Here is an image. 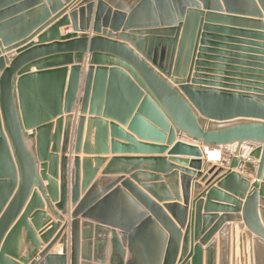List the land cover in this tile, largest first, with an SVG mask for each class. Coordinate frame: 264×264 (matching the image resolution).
Segmentation results:
<instances>
[{
	"label": "water",
	"instance_id": "water-1",
	"mask_svg": "<svg viewBox=\"0 0 264 264\" xmlns=\"http://www.w3.org/2000/svg\"><path fill=\"white\" fill-rule=\"evenodd\" d=\"M62 1L72 0H0V48L17 50L10 61L0 58V264H67L68 256L69 264H215L211 239L237 213L235 239L226 228L219 234L220 264L252 257L264 264V71L217 57L226 56L224 43L244 44L231 36L264 50V0H97L94 14L85 0L51 28L53 43L44 45V37L17 49ZM91 22L95 36L88 39ZM70 24L73 33L61 37L59 28ZM255 52L261 57L252 60L264 63V51ZM242 146L255 164L252 182L239 171ZM203 149L230 158L210 165ZM81 153L97 157L81 160ZM163 153L167 158L132 157ZM213 174L223 176L205 202L190 201L193 178ZM43 200L58 221L47 218V231L46 216L33 210H43ZM23 232L28 258L17 252ZM40 241L47 247L39 252ZM57 242L61 252L50 253Z\"/></svg>",
	"mask_w": 264,
	"mask_h": 264
},
{
	"label": "crops",
	"instance_id": "crops-1",
	"mask_svg": "<svg viewBox=\"0 0 264 264\" xmlns=\"http://www.w3.org/2000/svg\"><path fill=\"white\" fill-rule=\"evenodd\" d=\"M84 1L85 0H72L69 3H64V1H62V9L59 10L56 14H52L51 18L47 22H45L44 24L39 26L37 28V30H35L28 38H26V39L22 40L21 42L17 43L16 45H19V48H17V49H24L27 46H29V44H37L38 40L40 38H44V37H45L44 38V41H45L44 45H48L50 43H53V40H52L51 34H50L51 28L53 26H55L59 21H61L64 17L68 16L73 10L78 9L84 3ZM96 2H97V0H92V2H91V3L94 4L93 14H94ZM92 18H93V15H92ZM72 33H73V28H72L71 24L69 26H66V27H60L59 30H58V34L61 37H64L65 35H69V34H72ZM84 34L87 35L88 39H90L91 37L95 36V34L93 33V30H92V22L90 23L89 27L86 28ZM77 35L80 36L81 32H78ZM230 38L231 39L242 40V41H244V44L235 43V42H233V43L232 42L224 43L225 45H227L230 48L229 49H220V51H224L223 53H226L225 54L226 56H222L221 55V56H217V57H225V58H228V59L232 60L233 63L230 64L231 67H234V68L239 67V68H242L244 70H251V71H260V73H262V71H264V70L256 69V68H254V66H264V63L263 62H258L257 60H252V59H257L258 57H261L257 52L254 53V51H264V50L261 49V48H256L254 46L246 44L247 43L246 41H248L249 43H259V42L258 41H254V40H248V39H240V38H237L236 36H231ZM16 51H17L16 49H13V50H11L9 52H6V48H3V49L0 48V58H4V59L10 61L11 59H13L16 56ZM88 62H89V54H85L83 62L81 64V69H82L81 70V75L82 76L85 75V72H86L87 67H88ZM70 67H71V65L67 66L68 71H69ZM35 72H36V69L34 67H32L31 70H30V73H35ZM261 77H263V76H261ZM123 130L126 131L125 129H123ZM74 131H75V128H74V124H73L72 127H71L70 145H69L68 152L66 154V157L68 158V163H67V168H66V171H67V201H66L67 215L64 216L66 222H70V219H69L68 215L73 209V206L70 203V179H71V173L73 171V158L75 157L74 154H73V151H72V149H73V132ZM83 136L84 137L86 136V124H85V127H84ZM91 147L94 148V144H93L92 140H91ZM234 148H235V146H229L227 148V150L232 152L234 150ZM248 150L249 149H248L247 146H242L241 147V151L242 152L243 151L247 152ZM203 151H204V159H205L206 162H208V163L210 162L213 165H222V164H219V161H218L219 158L216 156L218 154V152H216V151H218V150H215V149H203ZM212 151H215V153L212 154L211 153ZM241 155H243V154H241ZM94 157H97V156L83 155V153H81L79 155V158L81 160L88 159V158L89 159H93ZM112 157L113 156L111 154L104 157L106 159V162L102 166L97 168V173H96L95 179L98 178V177H101L103 170L106 168L109 160ZM118 157H123V155H118ZM125 157H129V156H125ZM132 157H163V158H167V154L163 153L160 156H157V155H151V156L134 155ZM239 158L243 162L247 161V159H245V157H243V156H239ZM188 159L190 160L192 158H188ZM252 165H254V166H252L251 169H248V168H245L244 166H242L241 170H239L241 175L244 178L250 180L251 182L254 180V177H253L254 176V171L253 170L255 169L254 162L252 163ZM39 173H40V170H39ZM199 173H201L203 176H205L207 172L204 169H202L201 172H199ZM214 176H215L214 174L207 176V180L204 181V182H201V179L195 180V178H193V180L191 182V187H190V201L191 200H197V201L205 202V196L204 195H205L206 190L208 188H210L212 185H214L213 187H215V182L218 181V179H220L223 176V174H221L219 176H216V177H214ZM109 177H111L112 179H115V178H117L119 176L116 175V176H109ZM123 177H125L124 179H128V176H123ZM57 183L59 184V180H57ZM163 183H167V181H164ZM43 184H44V187L47 186V182L46 181H43ZM193 184H197L200 187V190L197 193H195V191L193 190ZM167 189L169 191V194L173 195V191L169 187H167ZM35 190L36 189H34L33 191H35ZM177 193H178L179 197H181V199H182V191H181L180 182H178ZM241 202L243 203V201H241ZM167 203H169V202H166V204ZM173 203H176V202H173ZM43 204H44V209L43 210H38L37 208H34L33 209L34 213L38 212V211H41V212L44 213V215L46 216L45 218H43L44 225L46 224V219L47 218L49 219V221L51 220L50 223H58V221L55 219V217L53 215H51L50 212L48 211V209L46 208L44 200H43ZM180 204L182 205V202ZM51 205H52V207H54L55 204L51 203ZM200 213H201V215L205 214L204 204L201 206V212ZM208 215H215L217 217L224 216L223 213H216V214L215 213H211V214H208ZM229 215H232V217H234L233 218L234 220L231 221V222H225L220 227L218 232H216V234L211 239V240H213V239L216 240L215 264H220V261H219V244H218L220 232L223 229L226 228L229 231V234H230L229 241L232 242L235 239L234 234L235 233L236 234L239 233L240 229L242 228L241 220L237 219L238 217H240V213L229 214ZM258 217H259L261 226L264 228V208L261 207L260 203H259V208H258ZM27 222H28L29 225H32L30 217L28 218ZM44 225H43V228H42L41 231H44V230L47 231L48 229H50V227H48V224H46L47 226L46 225L44 226ZM62 225L63 224L61 223V226ZM234 231H235V233H234ZM24 233L25 232H23V235L20 238V241H21L22 244H21V246L18 245V251L17 252L19 253V255L21 257L28 258L27 249L30 247V245L26 243V241H25L26 238H25ZM35 233H36V235H37V237L39 239L40 238V235H39L40 233L38 232V230H35ZM65 233L69 237V229L68 228H67V230L63 231V234H65ZM249 238H253V236H251ZM52 239L53 238H51L50 241H52ZM46 247H47V244H44L43 242H41V245H40L38 251L40 252V251L44 250ZM61 249H62V245H60L57 242V243H55L52 246V248L50 250V253L58 254V253L61 252ZM109 253H110V246L108 245L107 246V250H106V259L109 258ZM33 260H36V257H34V255L32 256L31 259H28L27 261L29 262V261H33ZM14 261H16V263H18V264H24V263H21V262H19L17 260H14ZM67 264H69V256L67 257ZM229 264H231V262H229ZM249 264H254L253 257L251 258Z\"/></svg>",
	"mask_w": 264,
	"mask_h": 264
},
{
	"label": "built area",
	"instance_id": "built-area-1",
	"mask_svg": "<svg viewBox=\"0 0 264 264\" xmlns=\"http://www.w3.org/2000/svg\"><path fill=\"white\" fill-rule=\"evenodd\" d=\"M215 150H218L217 152H218V154L216 155L218 158H219V162H228V160H229V158H230V156L229 155H225L221 150H219V149H215ZM251 161V160H250ZM251 162H253V161H251ZM242 168V167H241ZM241 168L239 169V170H241Z\"/></svg>",
	"mask_w": 264,
	"mask_h": 264
},
{
	"label": "rangeland",
	"instance_id": "rangeland-1",
	"mask_svg": "<svg viewBox=\"0 0 264 264\" xmlns=\"http://www.w3.org/2000/svg\"><path fill=\"white\" fill-rule=\"evenodd\" d=\"M216 152H217V151H216ZM211 153L214 154L215 151H212ZM252 163H253V162L247 160V161L244 162L245 166H244V165H243V166H244L245 168L251 169L252 166H254V165H252Z\"/></svg>",
	"mask_w": 264,
	"mask_h": 264
},
{
	"label": "bare ground",
	"instance_id": "bare-ground-1",
	"mask_svg": "<svg viewBox=\"0 0 264 264\" xmlns=\"http://www.w3.org/2000/svg\"><path fill=\"white\" fill-rule=\"evenodd\" d=\"M204 152V151H203ZM242 154H243V157L246 155V151H243V152H241ZM246 157V156H245ZM245 159H247V158H245ZM226 162V161H225ZM225 162H219V164H223V163H225ZM208 163V162H207ZM208 164H210V165H213L212 163H208ZM222 166V165H221Z\"/></svg>",
	"mask_w": 264,
	"mask_h": 264
}]
</instances>
